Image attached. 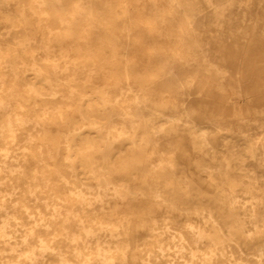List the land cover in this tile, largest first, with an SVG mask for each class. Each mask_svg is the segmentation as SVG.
<instances>
[{
    "label": "bare ground",
    "instance_id": "6f19581e",
    "mask_svg": "<svg viewBox=\"0 0 264 264\" xmlns=\"http://www.w3.org/2000/svg\"><path fill=\"white\" fill-rule=\"evenodd\" d=\"M0 264H264V0H0Z\"/></svg>",
    "mask_w": 264,
    "mask_h": 264
},
{
    "label": "rangeland",
    "instance_id": "374dc122",
    "mask_svg": "<svg viewBox=\"0 0 264 264\" xmlns=\"http://www.w3.org/2000/svg\"><path fill=\"white\" fill-rule=\"evenodd\" d=\"M207 36V35H206ZM125 54L127 55V57L128 58H131L133 55L135 56H140V54H141V52L139 53V52H137V53H134V52H130V51H126L125 52ZM143 61V60H142ZM140 63H141V61H140ZM102 82H103V78H100L99 79V83H101L102 84ZM183 99V98H182ZM178 100H181V98H179ZM184 100H181V102H183ZM193 102V103H192ZM185 103H188L191 107L193 106V107H196V106H198V105H200V104H203L204 103V101H202L201 99H198L197 97H194V96H192L191 98H188V100L185 102ZM254 103H252L251 105H253ZM182 143H183V147H185V151H186V155L187 156H189V157H191V156H193L192 154H193V151H192V148L189 146V144H188V141H182ZM187 167H188V165H187ZM203 176V178H206L207 179V176L205 175V174H203L202 175ZM207 188V187H206ZM203 189H205V186L203 187ZM135 235L137 236V239H139L140 238V236H141V233L140 232H136L135 233Z\"/></svg>",
    "mask_w": 264,
    "mask_h": 264
}]
</instances>
